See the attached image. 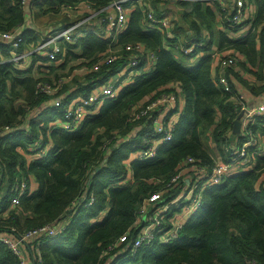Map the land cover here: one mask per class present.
Listing matches in <instances>:
<instances>
[{
    "label": "trees",
    "instance_id": "trees-1",
    "mask_svg": "<svg viewBox=\"0 0 264 264\" xmlns=\"http://www.w3.org/2000/svg\"><path fill=\"white\" fill-rule=\"evenodd\" d=\"M32 1L45 13L73 10L81 4L88 8L85 11H99L113 0H0V31L25 27L26 17L31 23ZM201 1L181 2L190 7L186 13L195 17L190 23L194 25L192 27L196 25L197 37L184 43L200 42L205 33L209 38L204 46L196 48V54L201 51L202 55L194 64L183 55L182 60L178 59L174 51L181 26L172 29L174 37L171 38L166 37V30L157 25L145 30V10L137 6L129 14L125 29L118 34L105 37L87 32L77 43H61L65 53L63 58H57L64 61L68 56L88 59L85 64L89 68L108 54L117 55L114 62L101 64L100 69L87 74V80L72 88L62 86L54 95L40 92L41 84H51L46 75L51 65L38 67V71L45 74L43 77H39L40 74L34 76L31 70L14 69L8 63L0 66V194L4 191L0 198V233L14 227L13 232L19 234L46 224L56 226L68 219L61 233L41 241L39 251L43 264H105L109 260L111 264H249L252 260L264 264V192L256 189L264 171V153L255 156L251 171L230 175L220 184L207 188L203 209L183 225L175 241L153 242L140 247L134 254L129 253L126 242L112 250L107 249L109 245L117 244L125 233L131 240L136 236L138 228L134 224L143 199L161 190L164 184L157 180L167 181L187 156L210 163L209 153L202 144L203 135L210 132L218 154H224L222 144L232 129L238 105L232 101L231 94L216 83L217 76L211 64L213 46L216 45L219 53L225 46L233 48L252 61L256 51L253 31L264 26V0H254L253 19L242 24H248V29L240 38L228 36L241 27L231 25L227 20L231 8L223 7L222 2L217 1L222 28L228 29L229 33L224 30L213 33L211 22L215 12L209 0L205 4ZM44 5L46 9H43ZM152 9L157 16L163 11L153 6ZM99 16V22L92 26L97 25L104 31L106 13L100 11ZM70 24L73 22L67 25ZM89 24H82V29L86 31ZM201 26L206 28L204 33ZM24 33L30 36L29 41L37 38L28 28ZM258 36L263 41L262 36ZM135 42L143 43L157 56L149 72L140 71L136 78H129L128 84H119L121 89L117 97L106 99L100 109H93L94 113L76 130L66 131L57 125L46 129L49 121L60 117L49 107L55 98L86 97L91 90L101 89L104 80L126 62L130 52L125 46ZM75 46L80 47L79 54L73 51ZM233 69L228 67L225 71L229 80L235 73ZM59 78L63 77L54 80ZM171 82L178 83L184 100L171 141L160 144L152 158L135 159L127 166L124 160L130 152L142 148V137L151 132L148 118L133 120L130 113L161 92L171 91ZM250 89L262 91L264 84L256 89L250 86ZM54 116L57 117L53 119ZM142 123L146 125L129 143L112 147L114 139L108 141L115 135L124 136ZM5 126L12 130H3ZM249 128L254 135L258 134L256 131L262 134L264 115L255 117ZM37 140H40L38 146L47 147V152L44 157L33 159L29 153ZM49 143H52L51 147H48ZM24 154L31 155L32 160L26 161ZM30 177L37 182V189L23 195L16 209H10L8 204L13 195L10 185L16 178H25L29 183ZM125 180L128 183H124ZM4 182L5 189L2 188ZM176 191L165 193L163 199H170ZM90 193L92 202L85 205ZM116 253L123 256L118 257ZM0 264H18L15 255L1 241Z\"/></svg>",
    "mask_w": 264,
    "mask_h": 264
},
{
    "label": "built area",
    "instance_id": "built-area-1",
    "mask_svg": "<svg viewBox=\"0 0 264 264\" xmlns=\"http://www.w3.org/2000/svg\"><path fill=\"white\" fill-rule=\"evenodd\" d=\"M151 0H113L109 5L101 8L99 11L91 13H98L103 11L106 13V23L104 31H101L97 26V30L93 27L84 31L79 29L81 23H73L62 27H54L48 25L45 29H35L29 27L28 30L32 33L40 34L39 38L29 41V36L24 33L27 27L15 28L12 31H0V66L8 63L12 68L23 71H32L39 66L45 65L46 61L54 63L60 61V56L63 58L65 49L61 46L62 42L77 43L80 36L87 32H92L97 35H115L125 29L127 19L131 11L135 7L145 10L143 28L153 29V25H157L160 29L166 30V37H174L170 21L166 13H161L158 16L154 14ZM172 2L184 1H198V0H170ZM231 8V16L227 18L231 25H240L246 21L253 19V5L254 2L247 3V0H229ZM222 2V1H221ZM24 3V2H23ZM253 4V5H251ZM223 5V2L222 4ZM83 10L86 5L81 4ZM75 9H66L67 12H76ZM229 8V9H230ZM88 9V8H87ZM190 7L188 8V11ZM85 11V10H84ZM87 11V10H86ZM252 13V14H251ZM99 22V21H98ZM260 36L264 40V26L258 27ZM82 35V36H83ZM208 35H203V40L196 43H181L175 45L176 50L183 56L188 58L195 57L196 48L202 47L208 41ZM178 43H180L178 41ZM125 50L130 52L129 56L121 66L124 73L119 77L122 78L127 75L123 84L130 82L129 78H136L140 71L149 72L157 61V56L147 48L143 43L135 42L125 46ZM118 51V50H117ZM199 57L202 55L200 51ZM117 58L116 53L108 54L97 62H94L89 68L90 71H97L101 64H109L114 62ZM212 58L216 63H211L213 72L217 76L218 86L227 93L231 94V99L238 105L236 117L242 112L240 120V129L236 133L234 139H229V133L225 136L226 140L222 144L223 153L220 158H214L209 153L210 163H204L199 158L187 156L179 162L176 166L175 173L164 182L161 190L151 193L145 197L138 210L137 220L135 226L138 228L136 236L131 240L127 233L120 236L117 244L109 245L108 250L126 242V247L129 248V253L134 254L143 246L150 245L153 242L170 243L175 241L182 229L190 219L200 212L204 207L203 195L204 191L214 185L220 184L226 177L240 173L247 172L253 169L254 158L260 153H264V144L260 135H254L249 128L254 123V118L264 115V98L261 102L250 106L247 105L245 94L241 90H236L231 81L226 77L225 71L228 67L236 66L235 56L225 54L224 52L214 51ZM56 61V62H55ZM133 72H130L132 71ZM30 71V72H31ZM47 72V71H46ZM32 74V73H31ZM118 78V79H119ZM116 79V80H118ZM66 81L59 78L57 81L52 80L51 84H41L39 90L47 95H54L60 90V86ZM117 83V81H116ZM116 88L114 84L103 82L99 93L96 90H91L90 94L85 96H76L73 98L58 97L50 104V108L55 113H59V119H55L52 126H59L66 131H74L78 128L82 121L87 119L94 113L93 109H100L106 99H114L117 97ZM169 92H161L158 97L148 102L137 111L132 112L133 120H140L143 117L148 118V126L151 127V132L146 133L143 137L142 148L135 152H130L124 163L128 166L135 159H148L155 156L157 147L165 142L171 141L173 136V128L177 122L178 115L183 108L184 102L181 95L180 86L173 82ZM264 96V93H263ZM176 112L173 113V111ZM154 113H156L154 115ZM236 119V118H235ZM62 121V123H59ZM145 123H142V126ZM42 125V123H41ZM146 125V124H145ZM140 126H135L124 136L115 135L110 140L112 147H118L122 143H129L131 139L137 136ZM48 127H50L48 125ZM3 130L11 131V127L5 126ZM232 130V129H231ZM2 132V131H1ZM242 138H241V137ZM39 143V142H38ZM38 143L32 149L31 154L34 158L44 157L46 155V148L38 146ZM34 147V149H33ZM50 147V146H49ZM37 148V149H36ZM130 172V169H128ZM256 189L264 192V173L256 183ZM29 183L25 178L18 179L10 185V192L13 194L9 201L8 207L16 209L20 198L29 192ZM172 190H177L170 199L164 200L163 195ZM92 193H90L89 200L92 202ZM84 199V198H83ZM87 197H85V200ZM84 201V200H82ZM79 202V201H78ZM85 202V203H86ZM84 203V204H85ZM68 224V219H64L56 226L46 224L44 226L27 229L25 231L15 234V228L0 233V241L15 255L18 264H43L40 256L39 247L46 238L56 236ZM42 241V242H41ZM116 255L123 256V255ZM117 257V258H118ZM109 260L108 263L111 264ZM249 264H259L255 261H249Z\"/></svg>",
    "mask_w": 264,
    "mask_h": 264
},
{
    "label": "rangeland",
    "instance_id": "rangeland-1",
    "mask_svg": "<svg viewBox=\"0 0 264 264\" xmlns=\"http://www.w3.org/2000/svg\"><path fill=\"white\" fill-rule=\"evenodd\" d=\"M217 1H222L223 2V7H227L230 8V1L229 0H209V4L210 6L213 8L214 12L216 13L217 17L219 18V12H218V4ZM250 2H254V0H247V3ZM151 5L153 6V8H156L158 10H166L168 12L167 13V17L170 21L169 26L171 27V31L172 29H175L176 27H179L178 25L180 23H188V24H192L190 23L193 20V16L188 15L186 13V11H188L189 6L185 5L184 3H176V4H170V2L168 0H151L150 1ZM202 4L206 3V0H202L201 1ZM217 5V6H216ZM253 5V4H251ZM32 7V22H31V27H35L37 29H45L46 26L48 25H53L54 27H62L63 25H67L71 22L73 23H81V24H85V23H90L89 25L92 26L94 22L99 21V14L98 13H91L88 11H84L83 7L81 5H77V10L76 12H67L66 9H58L55 12H47L45 11V13L41 10L38 9L36 2L33 1V5H31ZM46 5L43 6V9H46ZM254 5H253V9H254ZM254 12V10H253ZM252 14V13H251ZM254 15V14H253ZM195 18V17H194ZM31 20V19H30ZM212 24L214 23L211 22ZM248 25V24H247ZM84 28V25H80L79 29ZM94 30H97V26L94 27L92 26ZM204 27V26H202ZM188 28L187 26L183 29V32L179 33V42L177 43L178 45L184 42V37L182 36V34H184V31H186ZM224 31H226V33H229L228 29L223 28ZM235 32V31H233ZM256 35L260 34V30L257 28L254 29L253 31ZM246 33H244L245 35ZM242 33L240 35H235V37H239L241 36ZM40 34L37 33V39L39 38ZM112 36V35H111ZM30 37V36H29ZM106 37H109V35H107ZM216 39V38H215ZM218 41V39H217ZM31 42V41H30ZM182 45V44H181ZM227 47H223L222 50L225 53ZM175 53L177 54V58L178 59H183L181 57V54L179 53V51L174 50ZM229 54V52H227ZM225 53V54H227ZM62 62H60L61 64H63L64 60H60ZM89 60H83V59H77L73 56H68L67 60L65 61V63L63 65H60V63H55L52 61H46L45 65L49 66L51 65L52 67L50 68V71L48 70V72H46L47 78L52 82V80H54L55 78L58 77H63V79L66 81V83L64 85L60 86V89L62 88V86H64V88L67 87H71L72 85H75L77 83L83 82L87 77V74L90 73L89 67L85 64L86 62H88ZM213 63H216L215 59L212 60ZM130 72H133L130 71ZM31 73L34 76H37L38 74H40L41 76L39 77H43L45 74L44 73H40L38 71V67H36L35 69H33L31 71ZM124 73V70H122L121 67L118 68V70L116 71V73L109 75L104 82L110 83V84H115L116 81L119 84H123V82L126 80L127 75H125L122 80L119 78L122 74ZM119 78V79H118ZM118 79V80H116ZM127 81V80H126ZM117 85V86H118ZM99 89L100 87L96 88L97 93H99ZM121 89V85H119L116 88V93H118ZM79 96V95H77ZM183 103H181L182 105ZM97 110V109H96ZM52 111V110H51ZM133 112V111H132ZM132 112L130 114H132ZM40 117H37L36 119H39ZM53 121H49V126L50 127H46V129H50L51 126L53 125ZM62 123V121H59L58 125ZM103 130L101 129V132ZM260 136L261 133L259 131H256ZM211 133L207 132L205 135L202 136V144L204 149L206 150V152L210 153L211 156H213L214 158H220L219 154H215L214 151V140L210 137ZM235 136L232 137V139H234ZM142 137V141H143ZM40 140H37V142H35L33 145L35 146ZM129 180V179H128ZM128 180H125L124 183H128ZM6 182H4L2 188L5 189V184ZM30 191H33V189H31ZM90 202H86L85 205H89Z\"/></svg>",
    "mask_w": 264,
    "mask_h": 264
},
{
    "label": "crops",
    "instance_id": "crops-1",
    "mask_svg": "<svg viewBox=\"0 0 264 264\" xmlns=\"http://www.w3.org/2000/svg\"><path fill=\"white\" fill-rule=\"evenodd\" d=\"M33 3V1H32ZM172 3V2H171ZM25 11L26 8H25ZM255 11V10H254ZM168 11L163 10L161 13H166ZM167 14V13H166ZM28 17H26L25 20V27L29 28L31 27V23L29 22ZM179 26H181L180 31L183 32V28H185L187 26V30L184 31V35L182 34V36L184 37V41H193L195 39H197L196 35H195V27H192L194 25L192 24H184V23H180ZM35 28V27H34ZM92 28L91 26H87V30ZM37 29V28H35ZM206 29V28H205ZM204 27L201 26V32L204 33L205 32ZM212 29H213V33L215 32V30H224L222 28L221 25V19L220 16L219 18L217 17L216 13H215V18H214V23L212 24ZM246 29H248V25H242V27H240V29L236 32H230L228 34L229 37L232 38H240L244 35V33H246ZM242 33L241 36L239 37H235V35H240ZM34 36H37V34H35ZM255 52L253 54L252 57V61H250V59L243 53L240 52H236L235 49L233 48H227L225 53L229 52V55L231 56H235L237 62H236V66L234 67L233 71L235 72L234 74L230 75V81L231 84L233 85V87L236 90H241L246 97V101H247V105L253 106L259 102L262 101V99L264 98L263 93H264V89L262 91H260L259 89H256V87L262 86L264 84V40L261 41L258 35H255ZM78 46V45H77ZM75 46V48L73 49V51L76 54L80 53V47ZM213 50L214 51H218L219 49L216 48V45L213 46ZM228 54V53H227ZM200 54H197L195 57H191L189 58V62L191 64L196 63L199 58ZM77 59H83L81 57H75ZM84 60V59H83ZM188 61V58H187ZM59 63L62 61H58ZM56 62V63H58ZM65 63V61H63V64ZM55 64V63H54ZM60 63V65H63ZM177 83V82H176ZM171 87L173 85V82L169 83ZM178 84V83H177ZM74 85L71 86V88ZM250 86L255 87L256 90H251ZM233 101V100H232ZM144 126V124L141 126L140 129H142V127ZM141 131V130H140ZM237 132H233L232 130L229 132V139H231ZM261 140L264 144V132L261 134ZM48 147L52 146V143L47 144ZM214 151L215 154H218V150L217 148L214 146ZM47 148V147H46ZM22 153H25L24 151ZM25 155V159L26 161H30L32 160V156L31 155ZM264 173V171L262 172ZM37 182L35 181V179L33 177L29 178V188L30 190H36L37 189ZM29 190V191H30ZM2 193L0 194V198L3 196L4 191H1Z\"/></svg>",
    "mask_w": 264,
    "mask_h": 264
},
{
    "label": "water",
    "instance_id": "water-1",
    "mask_svg": "<svg viewBox=\"0 0 264 264\" xmlns=\"http://www.w3.org/2000/svg\"><path fill=\"white\" fill-rule=\"evenodd\" d=\"M241 116H242V112L236 117L235 121L233 122V126H232L233 132H237V131L239 132L240 125H241L239 119L241 118ZM96 170H98V169H96Z\"/></svg>",
    "mask_w": 264,
    "mask_h": 264
}]
</instances>
